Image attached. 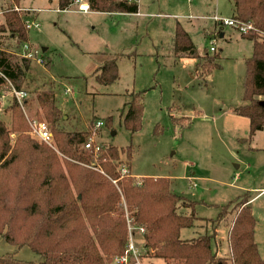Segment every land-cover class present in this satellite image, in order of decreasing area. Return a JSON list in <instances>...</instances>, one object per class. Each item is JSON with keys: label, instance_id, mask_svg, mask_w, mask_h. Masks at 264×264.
I'll list each match as a JSON object with an SVG mask.
<instances>
[{"label": "rangeland", "instance_id": "374dc122", "mask_svg": "<svg viewBox=\"0 0 264 264\" xmlns=\"http://www.w3.org/2000/svg\"><path fill=\"white\" fill-rule=\"evenodd\" d=\"M137 2L138 15L81 13L75 6L63 11L58 0H22L20 7L34 9L27 13V20L37 22L39 27L30 30L28 43L40 53L30 59L22 90L33 99L34 107L39 93L48 94L63 115L62 127L66 131L88 130L97 138L96 121L112 117L109 130L103 126L102 136L98 137L100 142H111L120 148L133 146L131 175L169 178L174 193L197 202L199 220L195 227L182 232V238L212 234L216 226L213 221L221 208L248 193L253 198L251 207L256 219L254 236L264 259V130L250 139L248 119L233 111L243 104L246 61L252 57L253 46L232 27L223 25L225 36L221 37L213 19L232 18L233 0ZM1 5L0 0V30L5 25ZM179 23L201 55L205 50L215 54L211 46L220 54L219 67L206 81L198 77L195 59L178 60L172 54ZM1 38L17 59L23 57L21 46L8 32L0 31V46ZM114 55L119 56L120 78L102 86L94 74ZM132 93L143 97L141 129L134 134L124 127ZM12 101L10 90L0 88V121L9 128ZM26 113L28 134L37 140L29 121L38 120L27 110ZM175 121L189 123L190 127ZM16 137L11 134L12 143ZM125 158L123 154V164ZM234 214L217 226L213 241L214 251L223 257L230 256L228 231ZM131 240L139 255L137 263L150 264L151 258L140 256L146 255L143 232L132 229ZM4 254L36 264L44 261L29 247H17L0 236V255ZM132 260L136 261L129 257L124 263L115 260L111 264H131Z\"/></svg>", "mask_w": 264, "mask_h": 264}, {"label": "trees", "instance_id": "16d2710c", "mask_svg": "<svg viewBox=\"0 0 264 264\" xmlns=\"http://www.w3.org/2000/svg\"><path fill=\"white\" fill-rule=\"evenodd\" d=\"M58 1L60 10L64 11L71 7L73 0ZM88 1L92 12H139L138 2ZM21 2L1 0L5 25L0 31L8 32L22 48L28 43L30 30L27 13L17 10L21 9ZM233 4V18L253 26L248 33L241 34L252 43L253 54L246 61L243 104L233 109L236 115L248 119L252 139L264 130V106L260 105L264 102V0H233ZM2 40L0 72L18 90L24 91L22 84L31 60L17 59ZM172 54L178 60L195 59L198 77L205 81L219 67L220 54L211 55L205 50L200 55L180 23L176 26ZM118 57L114 55L105 60L95 72L98 84L109 86L119 80ZM3 86L5 81L0 77V88ZM24 108L13 99L11 127L0 121V236L7 243L20 248L27 246L42 255L44 261L40 264H111L127 256L130 228H144L146 255L141 257L165 264H264L254 236L253 198L248 193L221 208L213 221L216 226L212 234L183 240L181 231L195 227L199 220L195 212L197 202L174 193L169 178H136L130 172L122 176L123 165L131 168L132 145L120 148L111 142H100L101 127L97 129L100 136L94 137L100 150L96 153L95 149H87L86 144L93 136L91 132L63 129V115L46 93L37 95L36 107L27 96ZM26 110L37 122L52 125V146L29 136ZM142 113V94L132 93L124 127L133 134L141 129ZM103 123L106 129L110 128L112 117ZM174 123L190 127L189 123ZM12 133L17 135L14 143L10 138ZM123 154L126 164H123ZM86 166L98 167L104 174ZM232 214L234 218L228 231L230 256L223 257L214 251L213 241L217 238V226ZM130 263L137 264V261ZM0 264L36 263L4 254L0 255Z\"/></svg>", "mask_w": 264, "mask_h": 264}, {"label": "built area", "instance_id": "2783aa9c", "mask_svg": "<svg viewBox=\"0 0 264 264\" xmlns=\"http://www.w3.org/2000/svg\"><path fill=\"white\" fill-rule=\"evenodd\" d=\"M128 1L137 2V0H128ZM72 6L77 7L76 8L77 11L81 12V13L91 12V8H90V4H89L88 0H73L71 7L67 10H64V11H70L72 9ZM17 10L26 11V9H17ZM213 19L215 22H217L221 25L234 28L240 34L248 33L250 30L253 29V26L251 24L244 23V22L236 20L234 18H230V19H226V20H219L217 17H214ZM33 27H39V24L33 23V22L30 23L29 21H27V28L29 30H31ZM211 44L213 45L214 43L211 42ZM210 51L216 52V48H214V46H211ZM21 52H22L23 57L27 58V59H36L38 56H40L39 51L36 50L35 48H33L32 46H30L29 43H26L23 45ZM38 60L41 61V59H38ZM0 77L5 81V87L10 90V95L12 96V99L16 100L17 103L24 109L25 99L27 98L28 94L24 91L18 90L5 74L0 72ZM3 97H6V95H3ZM29 123H30L32 130H33L34 136L38 140L46 143L49 146L53 145L54 136H53L52 130L50 128V125L48 123H46V122L40 123L37 121H33V122L29 121ZM103 125H104V123L102 121H98L96 124V129L103 127ZM86 148L89 150L95 149L96 153L100 150V148H101L100 145H95L94 135L89 139V142L86 144ZM101 173L104 174L103 171H101ZM128 174H129V169L123 165L121 167V175L125 176ZM113 182L116 183V181H113ZM140 232L144 233V228H141ZM131 233H132V229L130 228V243H129V247L127 250V256H122L121 258L116 259V263H124L125 260L127 258H129V256L135 258L136 261H138L139 255L136 251V246H135L134 242L131 240ZM137 264H140V263L138 262Z\"/></svg>", "mask_w": 264, "mask_h": 264}, {"label": "crops", "instance_id": "0c3cea01", "mask_svg": "<svg viewBox=\"0 0 264 264\" xmlns=\"http://www.w3.org/2000/svg\"><path fill=\"white\" fill-rule=\"evenodd\" d=\"M21 9H26V13H29V11H31V12H34V9H30V8H27V7H20ZM139 9H140V7H139ZM92 12V11H91ZM140 13V10H139V12L136 14V15H138ZM233 18V17H232ZM33 23H37V22H33ZM216 23V25H217V30H216V32L217 33H219L220 32V36L221 37H224L225 36V33H224V28H226V27H224L223 25H221V24H219V23H217V22H215ZM234 30V29H233ZM210 42H213L212 40L210 41ZM201 55V54H200ZM129 172H130V174H131V168L129 169ZM198 222V221H197ZM197 222H196V224H197ZM196 224H195V226H196ZM190 229V228H189ZM184 230H187V229H183L182 231H181V238H182V232L184 231ZM183 240H191V238L189 239V238H182ZM192 239H194V238H192ZM228 247H229V244H228ZM216 248L218 249V247L216 246ZM229 252H230V248H229ZM217 253H218V250H217ZM218 255H220L219 253H218ZM220 256H223V255H220ZM227 257V256H226ZM153 260V261H152ZM159 262H161V260H157V259H151V262H150V264H160ZM161 264H162V262H161Z\"/></svg>", "mask_w": 264, "mask_h": 264}, {"label": "water", "instance_id": "95a60500", "mask_svg": "<svg viewBox=\"0 0 264 264\" xmlns=\"http://www.w3.org/2000/svg\"><path fill=\"white\" fill-rule=\"evenodd\" d=\"M260 105L264 106V102L262 101V102L260 103Z\"/></svg>", "mask_w": 264, "mask_h": 264}]
</instances>
